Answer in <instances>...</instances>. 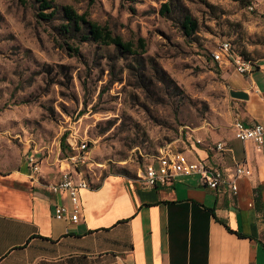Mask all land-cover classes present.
Masks as SVG:
<instances>
[{
    "label": "rangeland",
    "instance_id": "obj_1",
    "mask_svg": "<svg viewBox=\"0 0 264 264\" xmlns=\"http://www.w3.org/2000/svg\"><path fill=\"white\" fill-rule=\"evenodd\" d=\"M51 1L44 11L55 14L43 20L35 0H0V172L30 151L50 170L69 153L63 137L85 139L95 187L108 174L140 176L161 150L225 139L234 117L226 75L238 73L212 53L228 39L235 52L264 61V0ZM64 6L131 40L136 53L84 40L85 30L65 32ZM184 13L198 23L189 36Z\"/></svg>",
    "mask_w": 264,
    "mask_h": 264
},
{
    "label": "crops",
    "instance_id": "obj_2",
    "mask_svg": "<svg viewBox=\"0 0 264 264\" xmlns=\"http://www.w3.org/2000/svg\"><path fill=\"white\" fill-rule=\"evenodd\" d=\"M226 76L229 91L247 98L229 93L234 117L218 140L225 149L192 141L183 152L235 179V193L227 183L204 187L195 176L151 187L143 171L108 174L82 190V218L71 223L53 214L55 205H69L65 191L48 187L59 162L33 175L23 160L0 172V264H264V145L236 139L232 127L235 118L264 124V61L250 75ZM238 163L250 174L236 176Z\"/></svg>",
    "mask_w": 264,
    "mask_h": 264
},
{
    "label": "built area",
    "instance_id": "obj_3",
    "mask_svg": "<svg viewBox=\"0 0 264 264\" xmlns=\"http://www.w3.org/2000/svg\"><path fill=\"white\" fill-rule=\"evenodd\" d=\"M212 59L216 62H225L241 75H250L255 68V61L231 50L229 40H223L212 53ZM234 137L240 141H251L256 147L264 145V124L255 122L245 124L241 119L235 118L232 123ZM197 142H200L197 139ZM69 153L58 159L59 178L49 183L48 187L54 191H65L69 205L57 204L53 208L56 219L76 223L82 218L83 205L81 192L89 189L90 182L86 176L85 167L89 164V145L85 139L80 141L68 140ZM215 150L225 149L223 141L214 144ZM154 161L145 165L142 179L147 186L165 184L181 177L195 176L200 185L217 189L227 183L232 192L237 191L235 179H227L222 170L209 165L205 160H191L185 152L177 150H161L154 157ZM30 173L35 175L41 171L42 161L36 152H27L24 157ZM250 169L238 163L235 166V175H249Z\"/></svg>",
    "mask_w": 264,
    "mask_h": 264
},
{
    "label": "trees",
    "instance_id": "obj_4",
    "mask_svg": "<svg viewBox=\"0 0 264 264\" xmlns=\"http://www.w3.org/2000/svg\"><path fill=\"white\" fill-rule=\"evenodd\" d=\"M28 0H18L22 5L27 3ZM39 4L38 17L43 20H50L55 14V10L44 11L48 8H52L51 0H35ZM241 6H251L252 0H236ZM172 9L171 3L164 2L162 4V13L169 12ZM63 17L66 23L62 25L65 32H69L74 29L77 31H84L86 34H82L84 40H91L106 45H113L121 53H136V48L131 40H124L120 35L115 34L106 25H100L95 21L87 18L86 13H77L71 6H64ZM181 30L185 36L193 34L197 28L198 23L189 13H184L181 20ZM228 40V39H227ZM230 42V41H229ZM231 44V42H230ZM144 39H138V46L144 48ZM231 50L235 52L231 45ZM237 53V52H235ZM239 54V53H238ZM242 55V54H241ZM244 56V55H243ZM256 66V64H255ZM61 145L63 149H70L69 145L65 142V137L62 138Z\"/></svg>",
    "mask_w": 264,
    "mask_h": 264
},
{
    "label": "water",
    "instance_id": "obj_5",
    "mask_svg": "<svg viewBox=\"0 0 264 264\" xmlns=\"http://www.w3.org/2000/svg\"><path fill=\"white\" fill-rule=\"evenodd\" d=\"M229 93L232 97H235V98H242V99L247 98V94L244 91L230 90Z\"/></svg>",
    "mask_w": 264,
    "mask_h": 264
}]
</instances>
